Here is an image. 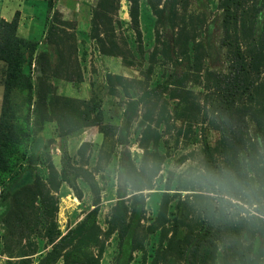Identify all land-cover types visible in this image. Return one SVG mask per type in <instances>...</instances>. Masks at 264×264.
<instances>
[{"label":"rangeland","instance_id":"rangeland-1","mask_svg":"<svg viewBox=\"0 0 264 264\" xmlns=\"http://www.w3.org/2000/svg\"><path fill=\"white\" fill-rule=\"evenodd\" d=\"M0 23L36 44L8 82L0 41V264H264V0H0Z\"/></svg>","mask_w":264,"mask_h":264},{"label":"trees","instance_id":"trees-1","mask_svg":"<svg viewBox=\"0 0 264 264\" xmlns=\"http://www.w3.org/2000/svg\"><path fill=\"white\" fill-rule=\"evenodd\" d=\"M12 25L13 24H8V23H0L1 29H3L4 31H0V41H1V45H3V47H5L7 50L12 47L15 49L16 51V57L17 59L14 62V65H11L9 67L10 72L7 75V81L9 82V80H13L14 78H17L16 76L20 73V60L19 58L22 56V54L24 52H28L29 53V57L31 58L32 61V57L34 55V52L36 50V44L30 43V42H26L25 40L19 39L17 36H15L14 31H12ZM11 30V31H9ZM3 49L0 48V52ZM45 58L44 55H41L40 57H38V60ZM6 81V82H7ZM6 86V83H5ZM40 99H42L41 97H39ZM207 154L210 157V159H213L212 157V153H211V149L209 147H207ZM21 181V180H20ZM20 181H18L17 183H20ZM65 182V181H63Z\"/></svg>","mask_w":264,"mask_h":264},{"label":"clouds","instance_id":"clouds-1","mask_svg":"<svg viewBox=\"0 0 264 264\" xmlns=\"http://www.w3.org/2000/svg\"><path fill=\"white\" fill-rule=\"evenodd\" d=\"M209 195H211V196H220L222 199H224V200H229L230 199V196H229V194H228V192L225 190V191H221V192H211V193H209ZM253 214H255V213H253Z\"/></svg>","mask_w":264,"mask_h":264}]
</instances>
